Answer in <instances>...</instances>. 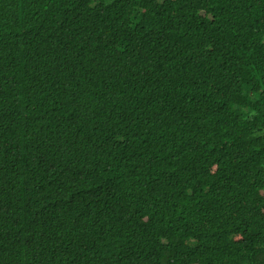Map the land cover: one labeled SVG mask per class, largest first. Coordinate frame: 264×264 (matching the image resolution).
I'll use <instances>...</instances> for the list:
<instances>
[{
    "label": "trees",
    "instance_id": "trees-1",
    "mask_svg": "<svg viewBox=\"0 0 264 264\" xmlns=\"http://www.w3.org/2000/svg\"><path fill=\"white\" fill-rule=\"evenodd\" d=\"M0 264H264V0H0Z\"/></svg>",
    "mask_w": 264,
    "mask_h": 264
}]
</instances>
